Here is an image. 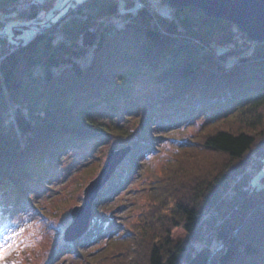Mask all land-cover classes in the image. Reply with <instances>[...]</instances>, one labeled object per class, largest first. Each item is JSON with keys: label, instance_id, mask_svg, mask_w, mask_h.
Returning <instances> with one entry per match:
<instances>
[{"label": "trees", "instance_id": "16d2710c", "mask_svg": "<svg viewBox=\"0 0 264 264\" xmlns=\"http://www.w3.org/2000/svg\"><path fill=\"white\" fill-rule=\"evenodd\" d=\"M29 1L0 0V28L4 15L36 18ZM142 3L81 0L28 40L0 34V208L29 199L67 147L119 130L100 113L124 118L141 109L124 133L132 150L100 191L89 230L59 251L117 238L99 205L153 151L157 122L200 117L202 132L180 139L167 165L175 192L152 203V220L133 233L119 263L264 264V177L250 186L249 172L264 166V41L195 7L168 16ZM142 82L152 87L137 95ZM176 227L186 236L174 238Z\"/></svg>", "mask_w": 264, "mask_h": 264}, {"label": "rangeland", "instance_id": "374dc122", "mask_svg": "<svg viewBox=\"0 0 264 264\" xmlns=\"http://www.w3.org/2000/svg\"><path fill=\"white\" fill-rule=\"evenodd\" d=\"M78 1L81 0H31V5H36L40 10L38 16L34 19L18 17L16 14L1 16L6 22L0 28V34L14 42L28 40L33 33L43 29L46 20L60 16ZM147 1L153 9L168 16H173L176 9L168 5V0ZM137 3L143 6L142 0H137ZM219 45L216 42L211 44L215 51L222 49ZM227 48L230 49V46L227 45ZM232 59L237 61L236 57ZM150 87L149 83L142 82L135 87V94L141 95ZM139 110L124 118L107 111L100 113L99 118L109 125L119 124V130L73 144L56 158H48L51 160L48 176L40 181L41 185L28 189L26 197L29 199L26 198L13 209L0 208V248L7 246L11 249L6 259H0V264H13V261L17 264L122 263L120 251L131 246L134 243L133 233L139 228L146 229L149 220H152V203L160 200L166 192H175L169 179L172 171L166 169L180 139L195 138L206 123L200 117L177 119V125H161L157 122L153 131L156 136L153 151L141 154L140 164L130 180L99 205L103 212L110 215V225L117 228L118 237L103 235L95 241L59 251L68 243L63 240V233L72 221L71 209L83 203V190L104 166L110 149L131 143L132 136L124 133L139 124ZM259 166L249 168L252 174L250 186L260 183L264 177V166ZM185 236L186 231L182 227L173 230L174 238Z\"/></svg>", "mask_w": 264, "mask_h": 264}, {"label": "water", "instance_id": "95a60500", "mask_svg": "<svg viewBox=\"0 0 264 264\" xmlns=\"http://www.w3.org/2000/svg\"><path fill=\"white\" fill-rule=\"evenodd\" d=\"M168 5L176 9L182 7L201 9L211 18L236 24L252 41H264V0H168ZM94 40L92 32L85 34L84 41L87 45L94 43ZM131 150V144L110 149L104 166L85 186L83 203L71 209L72 221L63 233L65 242L75 241L89 230L95 201L100 191Z\"/></svg>", "mask_w": 264, "mask_h": 264}, {"label": "snow or ice", "instance_id": "6c2138e0", "mask_svg": "<svg viewBox=\"0 0 264 264\" xmlns=\"http://www.w3.org/2000/svg\"><path fill=\"white\" fill-rule=\"evenodd\" d=\"M10 248L9 247H2L0 248V259H6V257L10 254ZM13 264H17L16 261H13Z\"/></svg>", "mask_w": 264, "mask_h": 264}]
</instances>
